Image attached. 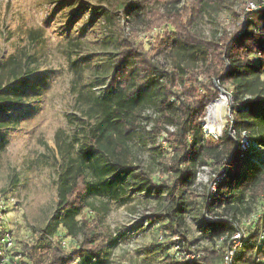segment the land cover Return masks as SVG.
<instances>
[{"label":"trees","instance_id":"1","mask_svg":"<svg viewBox=\"0 0 264 264\" xmlns=\"http://www.w3.org/2000/svg\"><path fill=\"white\" fill-rule=\"evenodd\" d=\"M183 1L189 4L179 6ZM254 1L261 7L246 10L247 0H240L232 24L207 40L197 31L199 20L204 10H219L224 0H163L167 18L174 17L173 30L147 52L123 33L130 9L138 22L154 12L145 10L147 3L97 0L102 5L95 13L112 32L115 52L107 53L109 76L101 92L76 95L80 117L68 144L73 152L60 162L54 225L33 228L34 240L20 242L32 264H108L109 248L121 233L112 234L82 212L90 207L89 197L125 204L135 193L156 200L146 207V216L163 230V264H219L240 231L241 244L230 264H264V0ZM28 36L34 46L37 32ZM35 61L34 54L16 51L0 63V126L9 123L5 116L11 108L28 98L25 87ZM198 74L207 83L197 81ZM215 82L229 97V120L214 140L205 136L202 119L218 95ZM200 86L203 93H198ZM138 131L152 140L164 139L170 148L155 169L142 165L133 151L131 140ZM243 135L260 147L258 157L240 149ZM200 167L213 173L208 180L215 181L213 192L209 186L200 193L192 188ZM154 172L160 177L153 178ZM258 205L262 213L246 224L243 220ZM189 217L197 239L209 246H192L196 239L190 238ZM58 227L64 235L57 233ZM69 236L80 238L74 246L62 247L60 240Z\"/></svg>","mask_w":264,"mask_h":264},{"label":"rangeland","instance_id":"2","mask_svg":"<svg viewBox=\"0 0 264 264\" xmlns=\"http://www.w3.org/2000/svg\"><path fill=\"white\" fill-rule=\"evenodd\" d=\"M162 1L143 0L147 3L145 10L154 12L148 13L142 22L134 21L136 18L131 9L127 13L130 21L123 22L124 37L131 39L138 49L155 50L173 30L174 17L167 18ZM224 1L219 10L202 13L197 31L204 39H215L222 26L232 24L231 14L238 9L240 0ZM188 4L183 1L179 6ZM99 5L102 4L97 0H0V63L16 51L34 54L36 58L31 67L33 74L25 87L28 98L11 108L5 116L9 123L0 126V200H3L0 220L3 228L13 234L14 250L19 252H22L21 240H34L33 228L50 229L54 225L60 162L71 153L68 144L80 117L76 95L86 90L98 94L108 80L107 53L115 52L116 43L101 16L95 13ZM137 13L143 14V9H138ZM30 31L39 36L34 46L30 44ZM190 78L191 75H187L185 83H189ZM196 80L207 83L202 74H198ZM198 88V93L204 92L203 86ZM218 88L215 82L218 95L210 103L220 97L226 99L225 111L221 114L222 129L229 120V97L226 91ZM210 103L206 106L202 128L205 136L215 140L221 133L214 137L205 131ZM131 143L141 164L151 170L157 168V161L170 154L164 139L152 140L142 131L133 136ZM212 176L210 169L198 168L192 188L200 193L211 184L208 180ZM152 177L157 179L160 174L154 172ZM89 202L90 207L82 212V216L97 218L114 235L121 233L109 248L108 264H163L159 240L163 230L146 216L149 212L146 207L156 204L154 198L146 199L135 193L125 204L106 202L97 197H89ZM257 207L259 211L261 206ZM188 223L192 228L190 238L196 239L192 246H209L197 239V228L191 217ZM64 232L61 227L57 228V233L64 235ZM79 238L69 236L66 242L74 246ZM229 245L232 249L237 246L235 243ZM186 256L194 257L190 253Z\"/></svg>","mask_w":264,"mask_h":264},{"label":"built area","instance_id":"3","mask_svg":"<svg viewBox=\"0 0 264 264\" xmlns=\"http://www.w3.org/2000/svg\"><path fill=\"white\" fill-rule=\"evenodd\" d=\"M260 7H261V3H256L254 0H247L245 9L256 10L259 9ZM239 144L241 150L250 149L249 151L253 153L254 157L259 156L260 147L254 141H250L247 136L243 135L239 141ZM215 178L217 180L218 176H215ZM209 187H210V192H213L215 190V181L211 182ZM0 203L2 204L3 200H0ZM256 211L253 214H251L249 217L245 218L246 223H250L252 220L254 221L262 213L263 208L260 207V210L257 211V213ZM0 219H1V210H0ZM241 236H242L241 231L235 232L233 234V236L231 237V244L235 243V245L237 246L232 249V247H230L229 245L228 250L225 251L223 255V259L219 262V264H230L234 255V251L241 244L240 241ZM261 238H263L262 233H260L258 240H260ZM60 243L62 247L69 248V243L66 242V238L61 239ZM15 248L16 246L14 244L13 234L11 233L10 230H5L3 228L0 220V264H32L29 258L25 254H23L21 251L19 252L18 250H14ZM77 262H78L77 260H74L68 264H77Z\"/></svg>","mask_w":264,"mask_h":264},{"label":"bare ground","instance_id":"4","mask_svg":"<svg viewBox=\"0 0 264 264\" xmlns=\"http://www.w3.org/2000/svg\"><path fill=\"white\" fill-rule=\"evenodd\" d=\"M224 97H220L218 100L210 103L207 109V117H206V130L208 134L212 136H217L220 132L222 126V110H224L225 106ZM225 111V110H224ZM224 115V114H223Z\"/></svg>","mask_w":264,"mask_h":264},{"label":"water","instance_id":"5","mask_svg":"<svg viewBox=\"0 0 264 264\" xmlns=\"http://www.w3.org/2000/svg\"><path fill=\"white\" fill-rule=\"evenodd\" d=\"M219 133H221V132H219ZM250 140V139H249ZM250 141H252V140H250ZM254 156V155H253Z\"/></svg>","mask_w":264,"mask_h":264}]
</instances>
